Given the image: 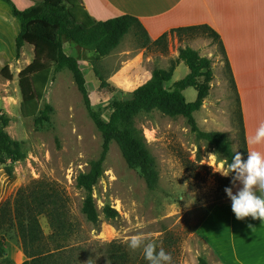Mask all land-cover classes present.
Wrapping results in <instances>:
<instances>
[{
  "label": "rangeland",
  "instance_id": "1",
  "mask_svg": "<svg viewBox=\"0 0 264 264\" xmlns=\"http://www.w3.org/2000/svg\"><path fill=\"white\" fill-rule=\"evenodd\" d=\"M151 43L140 29L132 27L115 49L99 57L62 37L63 51L80 65L91 106L104 119L111 111L109 103L128 98L133 90L148 82L154 68L166 69L172 62L175 68L179 48L188 46L200 57L209 59L210 78H198L196 85L186 88L183 95L186 102H193L198 98L199 87H207L200 109L193 114L197 125L203 131L223 132L232 151L243 157L239 100L218 42H213L205 32L194 30L172 35L171 39L166 36L156 45ZM24 49L29 56L30 51ZM94 71L104 80V87ZM187 73V67L181 63L166 87L170 89ZM20 101L18 81L0 75V130L9 137L11 147L24 154L23 159L12 162V177L6 176L0 166V205L31 181L59 185L67 197V220L72 225L64 245L71 252L73 264H87L89 259L93 260L89 264H110V245L121 249L127 264H148L142 249L132 251L128 247V238L136 234H143L163 247L171 254L173 264H198L200 257L207 264H219L197 235V227L212 207L228 199L224 189L232 175L223 177L215 172L221 170L222 157L206 142L195 139L183 117L152 111L135 118L156 163L159 179L154 190L146 188L139 170L129 168L117 144L111 142L103 174L92 189L99 219L93 225L81 212L84 193L76 186V177L98 158L102 138L85 110L71 74L51 67L39 107L49 105L52 112L42 126L35 127L33 118L21 115ZM106 205L118 212L115 220L104 218L102 210ZM38 221L47 238L51 229L46 218L39 217ZM4 239L18 245L12 231L6 232ZM169 239L173 242L168 246Z\"/></svg>",
  "mask_w": 264,
  "mask_h": 264
},
{
  "label": "trees",
  "instance_id": "2",
  "mask_svg": "<svg viewBox=\"0 0 264 264\" xmlns=\"http://www.w3.org/2000/svg\"><path fill=\"white\" fill-rule=\"evenodd\" d=\"M1 1L10 7L12 15L21 26L15 39L16 58L20 57L21 49L25 45L33 48L32 61L17 75L21 94V115L33 118L35 127L48 122L52 108L46 105L40 109L39 104L49 81L51 67L56 70L65 69L71 74L85 110L101 135L102 148L98 158L89 163L86 172H80L76 177V186L84 193L81 212L87 222L95 225L99 220L92 189L103 174V163L111 142H115L119 147L126 165L139 170L148 190H154L157 186L159 177L155 160L147 149L142 131L135 125V118L140 114L159 111L168 117H183L196 140L206 142L218 156L227 159V163L232 162L235 153L227 136L223 132L201 130L194 119L193 114L200 109L201 99L206 95L207 87H199L198 98L193 102H186L183 95L186 88L196 85L198 78H210L209 59L200 57L188 46L179 48L178 60L188 69L182 79L173 83L169 89L166 84L172 78L175 63L172 62L166 69L154 68L148 82L133 90L128 98L113 99L109 103L111 111L104 119L102 114L91 106L84 75L76 58L63 51L62 37L79 48L94 51L99 57H104L116 48L132 27H137L147 37L138 20L129 15H121L105 21H95L85 12L78 13L80 5L77 0H42L39 5L24 10H18L11 0ZM194 30L205 32L207 37L213 42H218L222 48L219 36L206 25L178 28L175 32L180 35ZM164 39L165 35H162L151 45L159 44ZM94 72L101 87H104V80ZM0 75L12 80L7 66L0 71ZM239 119L240 146L246 161L247 151L240 108ZM23 158L24 154L12 148L9 137L0 130V166L6 176L12 177V162ZM231 175L227 180L228 188L233 187L235 174ZM102 213L107 220L112 221L118 217V212L109 205L104 206ZM39 217H45L51 229L47 238L43 236ZM71 229L72 225L67 220V197L64 190L54 182L31 181L18 188L0 205V257L5 253L4 234L12 231L19 248L30 259V264H73L71 252L64 245ZM49 242L53 244L49 245ZM172 242L171 239L167 240V245ZM109 262L127 264V257L119 247L110 245ZM198 264L207 263L200 257Z\"/></svg>",
  "mask_w": 264,
  "mask_h": 264
},
{
  "label": "crops",
  "instance_id": "3",
  "mask_svg": "<svg viewBox=\"0 0 264 264\" xmlns=\"http://www.w3.org/2000/svg\"><path fill=\"white\" fill-rule=\"evenodd\" d=\"M18 10L39 5L42 0H11ZM78 13L95 21L121 15L138 20L150 41L175 30L206 25L218 36L239 100L248 151L264 152V144L248 141L264 123V0H77ZM19 21L0 0V71L7 66L13 79L33 59V48L25 45L16 58L15 39ZM24 48L30 55L24 54ZM178 59V54L177 58ZM183 63L178 60V65ZM79 64V63H78ZM80 67V65H79ZM175 71V70H174ZM237 183L233 194L241 188ZM251 225V227H249ZM197 235L219 264H264V222L247 217L237 220L231 200L212 207L197 227ZM0 264H30L22 250L6 240Z\"/></svg>",
  "mask_w": 264,
  "mask_h": 264
},
{
  "label": "clouds",
  "instance_id": "4",
  "mask_svg": "<svg viewBox=\"0 0 264 264\" xmlns=\"http://www.w3.org/2000/svg\"><path fill=\"white\" fill-rule=\"evenodd\" d=\"M253 145L264 144V123H261L255 134L248 141ZM213 157L216 154L211 155ZM227 159L222 158V165L218 172L223 177L235 174L233 187L225 188L224 191L231 200V210L237 220H244L247 217L258 219L264 222V152L248 151L247 160L242 155L235 152L232 162L223 164ZM237 183L242 185L233 194V188ZM251 227V225H249ZM128 247L132 251L142 249L145 260L148 264H173L172 256L163 247H158L154 240H148L143 234L132 235L128 238ZM89 259L87 264H89Z\"/></svg>",
  "mask_w": 264,
  "mask_h": 264
}]
</instances>
